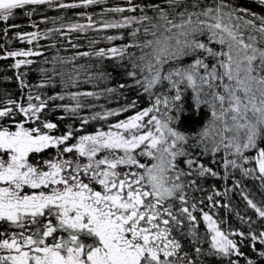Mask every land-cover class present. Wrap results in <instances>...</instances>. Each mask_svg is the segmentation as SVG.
<instances>
[{"label": "snow or ice", "instance_id": "6c2138e0", "mask_svg": "<svg viewBox=\"0 0 264 264\" xmlns=\"http://www.w3.org/2000/svg\"><path fill=\"white\" fill-rule=\"evenodd\" d=\"M107 3L0 0V264H264V0Z\"/></svg>", "mask_w": 264, "mask_h": 264}, {"label": "trees", "instance_id": "16d2710c", "mask_svg": "<svg viewBox=\"0 0 264 264\" xmlns=\"http://www.w3.org/2000/svg\"><path fill=\"white\" fill-rule=\"evenodd\" d=\"M66 3H70L72 2V0H65ZM121 2V0H108L107 5H97V6H93L90 7L89 9L85 10V9H74V10H66V11H60V10H50L47 9L46 6L42 7L40 9V11L45 12L48 16H59V15H65L67 18H69L71 21L76 22L77 21V17L75 16L76 12L79 11H88L91 13H99L102 11V8L105 6H112L115 3ZM249 0H240L241 4H248ZM95 19L99 20L100 17L96 16L94 17ZM110 18V17H109ZM34 19H36L37 21H39L41 19V17L39 15L35 16ZM18 23H23V24H27L28 21L27 20H18ZM67 22V21H66ZM80 23H85L86 20H79ZM40 28H44V27H58L59 24L53 25L51 22L48 23L47 25L44 24H40L39 25ZM25 31H32L33 29H31L30 27H25L24 29ZM120 33H118L116 30H106V31H101V32H96L94 30H89L87 33H71L69 34V38L71 40H73L74 42L78 43L80 45V48L78 49L79 51H87L88 50V45H89V41L92 39H96L99 41V43L97 45H94V47H112V46H119V44L121 43V41L117 40L114 41L112 43H109L108 41H106L104 39V36L106 35H119ZM57 39L59 40V37H57ZM52 41L49 40H41L40 44L42 45L41 47V51H43L45 53L46 56H48L49 58H51L52 55L56 54V50L55 49H50L47 47V45H49ZM127 42V41H125ZM4 43L2 36H0V44ZM60 48V52L59 54L62 56H69L73 54V51L71 49V45L68 43V40L65 39L63 40L61 43H58L57 45ZM13 47L15 48H19V47H29L27 44L19 42V41H13ZM68 49L67 51H65L64 49ZM37 59V58H34ZM39 59H43L42 57ZM91 61H86V60H81L79 61V63H89ZM13 63V61L11 59L9 60H0V70H3L4 68H6L9 64ZM108 65H111L113 62L112 61H107L106 62ZM46 67H50L51 65H45ZM109 70H111V68H109ZM8 75H13V71L9 69ZM28 80L30 83H37L38 79H37V75L36 73H30ZM109 86H113V85H109ZM3 87H7L10 91H13L16 93V95L18 96L19 93L17 91L18 89V84L16 82H9L7 84H0V88ZM85 90V89H82ZM87 90H90V86H87ZM121 101L122 102V98L120 97H111L109 99H101L99 101V103L101 104H105L108 107H117V101ZM131 114V113H129ZM120 118H124L123 115H121ZM110 122H115V120H111ZM99 125H93L89 127V131L93 130V127H96ZM239 201V197L238 196H234L233 197V204H237ZM239 209L241 212L244 211V206L241 203L239 205ZM220 216L223 217L224 216V211L222 210L220 213ZM232 222L234 224H237L238 221H236L235 216H232ZM227 227V226H225Z\"/></svg>", "mask_w": 264, "mask_h": 264}]
</instances>
